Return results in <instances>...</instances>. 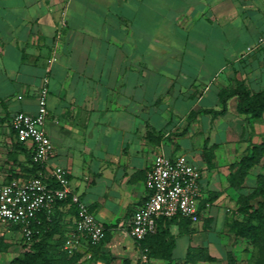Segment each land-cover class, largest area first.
<instances>
[{"label": "crops", "instance_id": "0c3cea01", "mask_svg": "<svg viewBox=\"0 0 264 264\" xmlns=\"http://www.w3.org/2000/svg\"><path fill=\"white\" fill-rule=\"evenodd\" d=\"M262 36L264 0H0V140H15L19 168L11 180L0 174V184L35 176L32 146L17 139L12 120L37 112L49 77L48 166L69 169L71 186L107 227L104 256L139 263L129 228L148 197L147 172L158 154H185L203 170L204 199L197 222L157 220L175 239L172 264H184L190 247L215 258L197 264H228L229 253L242 264L248 243L228 222L256 169L242 189L230 186L231 164L247 154L233 124L237 96L218 112L221 91L237 80L264 90ZM206 144L216 146L211 165ZM57 211L75 230V208Z\"/></svg>", "mask_w": 264, "mask_h": 264}, {"label": "built area", "instance_id": "2783aa9c", "mask_svg": "<svg viewBox=\"0 0 264 264\" xmlns=\"http://www.w3.org/2000/svg\"><path fill=\"white\" fill-rule=\"evenodd\" d=\"M264 44V36L258 45ZM249 47L248 51H253ZM52 56L49 64L57 61ZM49 77L43 79L38 95V109L34 114L18 112L12 120V127L20 142L32 146L33 161L43 168L38 175L27 181L12 180L0 184V223L19 225L25 242H31L34 222L39 214L53 215L57 204L64 202L74 207L75 230L68 235L64 250L68 255L76 254L86 243L98 245L107 234L106 227L95 217L88 203L71 186L69 169L63 166L49 168L48 162L54 154V144L45 130L49 114L47 96ZM203 170L187 155L171 157L158 154L146 176L148 197L133 214L129 228L130 235L142 241L157 231L159 218H188L199 221L201 203L204 199L202 185ZM40 224V220H37ZM138 264H150L148 254L142 253Z\"/></svg>", "mask_w": 264, "mask_h": 264}, {"label": "trees", "instance_id": "16d2710c", "mask_svg": "<svg viewBox=\"0 0 264 264\" xmlns=\"http://www.w3.org/2000/svg\"><path fill=\"white\" fill-rule=\"evenodd\" d=\"M223 103V109L219 114L226 113L228 110V100L234 96L238 98V112L249 114L252 118H259L264 115V93L259 92L249 98V91H244L243 83H239L234 90L224 89L220 93ZM15 132V131H14ZM216 146L204 147V157L208 164H212L214 158V150ZM32 164L34 166L35 175H38L43 170L42 166L33 161V153L31 155ZM260 166L262 171L259 172L254 180V185L248 193H241L237 199V216L230 219L228 222L230 231L237 237L245 239L248 244L258 250V260L256 264H264V139L262 142L255 144L247 151L239 161L231 164V174L229 176L230 186L240 190L243 188L250 171ZM57 204L53 215L48 217L45 214H39L37 220L34 222V234L31 242H25L26 251L21 255L13 258L9 264H75L78 253L70 256L62 252L58 256V244H53L50 239L53 235L60 233L59 240L61 245L68 237L64 232V225H62V217L57 211L60 205ZM205 204V203H204ZM202 208V205H201ZM239 216H241L239 218ZM182 218V217H174ZM13 225V224H12ZM17 229H21L19 225H13ZM107 234L108 229L106 227ZM106 234V238H107ZM105 238V239H106ZM24 239V238H23ZM104 239V240H105ZM25 240V239H24ZM103 240V241H104ZM102 241V242H103ZM101 242V243H102ZM140 242V248L143 253H147L150 258H161L167 260V264H172V251L175 247V239L168 231L158 229L154 234L148 235ZM98 245H90L91 247H98ZM8 244L4 243L0 238V252L7 251ZM228 264H237V259L232 253L228 254ZM198 261H215V258L209 255L205 248L190 247L187 259L184 264H197ZM123 264H131L126 260Z\"/></svg>", "mask_w": 264, "mask_h": 264}, {"label": "rangeland", "instance_id": "374dc122", "mask_svg": "<svg viewBox=\"0 0 264 264\" xmlns=\"http://www.w3.org/2000/svg\"><path fill=\"white\" fill-rule=\"evenodd\" d=\"M239 83H243L244 91H249V98H252V95L255 93H264V90H256L253 88L244 78L237 80L236 86ZM236 86L231 89L234 90ZM233 124L236 126L235 133L236 136L239 137L238 141L242 144L240 147L244 148L246 151H249L253 145L262 142L264 139V115L259 118H252L249 114H242L238 112V114H236V118L233 119ZM16 144L17 143L14 139L13 142L9 144L0 140V174L5 181L11 180L15 177L17 171L19 170L17 167V161L14 160L13 154ZM254 169L256 170L252 173V181L255 180L254 178L256 177L258 171H262L260 166H256ZM249 182H251V180ZM234 215H237V209L233 210V216H231L230 219H233ZM68 230L71 233L74 232L72 220L65 224L64 232ZM59 237L60 233H57L50 239L53 244H58L56 253L58 256H60L64 251L65 244V242L62 245L60 244L61 240H59ZM0 238H2L4 243L8 244L7 251L0 252V264H9L13 258L21 256L26 251L22 230L15 228L12 224L0 223ZM77 253L79 256L75 257V264H123L124 262L117 261L115 258L110 256H104L100 251V248L91 247L89 244H84ZM242 253L245 255V259L242 260V264L257 263L259 253L253 246L247 244L243 247Z\"/></svg>", "mask_w": 264, "mask_h": 264}]
</instances>
